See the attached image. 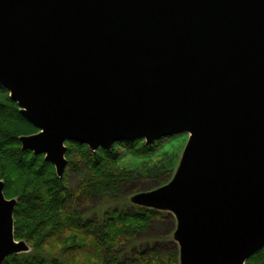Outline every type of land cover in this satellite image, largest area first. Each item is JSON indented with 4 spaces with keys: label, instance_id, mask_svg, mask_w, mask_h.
Wrapping results in <instances>:
<instances>
[{
    "label": "water",
    "instance_id": "water-1",
    "mask_svg": "<svg viewBox=\"0 0 264 264\" xmlns=\"http://www.w3.org/2000/svg\"><path fill=\"white\" fill-rule=\"evenodd\" d=\"M0 86L61 176L91 150L189 134L167 184L180 264H245L264 247V0H0ZM0 180V264L25 252Z\"/></svg>",
    "mask_w": 264,
    "mask_h": 264
},
{
    "label": "trees",
    "instance_id": "trees-1",
    "mask_svg": "<svg viewBox=\"0 0 264 264\" xmlns=\"http://www.w3.org/2000/svg\"><path fill=\"white\" fill-rule=\"evenodd\" d=\"M37 132L0 86V180L4 196L16 199L14 238L29 248L2 264H179L175 246L139 249L128 256L121 252L123 245L149 230L161 211L143 206L137 212L113 209L99 222L83 221L80 214L98 197L116 195L130 183L135 173L118 166L125 154L148 158L160 151L167 137L151 143L118 141L95 150L66 141V166L58 176L44 154L22 148L20 138ZM171 173L168 170L163 183ZM72 177L77 178L75 186L70 185ZM245 264H264V247Z\"/></svg>",
    "mask_w": 264,
    "mask_h": 264
},
{
    "label": "rangeland",
    "instance_id": "rangeland-1",
    "mask_svg": "<svg viewBox=\"0 0 264 264\" xmlns=\"http://www.w3.org/2000/svg\"><path fill=\"white\" fill-rule=\"evenodd\" d=\"M188 137L186 133H179L165 138L160 151L148 158H135L132 155L125 154L118 166L133 171L135 173L134 180L132 179L130 183L124 185L116 195L98 197L93 203L82 207L81 219L83 221L99 222L104 220L106 213L113 209L129 212L139 211L141 206L137 205L133 198L138 193L155 190L167 184L163 182L166 180L164 178L168 170H172L168 179L171 180L179 167ZM76 181L77 178L72 177L70 185L75 186ZM176 228L177 220L175 216L172 213L161 211L160 217L151 222L149 230L139 235L135 241L123 245L121 252L128 256L139 249L149 247L165 248L175 246L178 249V243L175 239Z\"/></svg>",
    "mask_w": 264,
    "mask_h": 264
}]
</instances>
